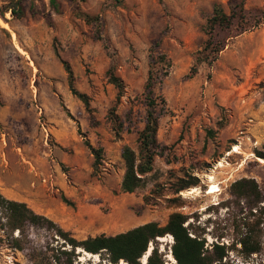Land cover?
<instances>
[{"label": "rangeland", "instance_id": "374dc122", "mask_svg": "<svg viewBox=\"0 0 264 264\" xmlns=\"http://www.w3.org/2000/svg\"><path fill=\"white\" fill-rule=\"evenodd\" d=\"M68 1L62 12L67 9L71 27L62 29L63 42L56 41L59 58L39 52L46 43L32 36L26 46L30 56L17 44L22 54L13 52L10 34L16 35L9 21L17 17L6 14L20 7L17 0H0V18L9 26L0 25V193L11 200L12 192L79 241L149 222L163 226L171 214L182 213L189 217L185 226L206 240L205 248L232 247L215 264H264V202L256 206L231 193L241 179H254L264 191V0ZM216 5L227 15L232 5H241L246 31L237 35V26L216 31L219 39L233 37L212 66L204 63L191 74ZM33 6L34 17L52 24L58 18L52 5ZM84 15L101 16L100 33ZM62 61L71 67L76 91L88 96L90 112L72 94ZM111 68L125 85L119 103L118 89L109 82ZM151 68L168 71L154 86L164 156L156 157L144 186L129 194L122 190V150H138ZM116 117L123 123L118 137L112 130ZM87 142L103 151L97 169ZM194 179L198 186L177 192ZM214 185L219 191L211 195ZM195 188L197 193L186 195ZM5 224L3 219L0 264H36L57 254L61 243L30 225L19 236L23 249L14 248L18 233L10 236ZM248 235L261 244L256 254L242 252L239 240ZM158 243L167 264H177L172 237ZM76 254L74 264H110L98 255Z\"/></svg>", "mask_w": 264, "mask_h": 264}, {"label": "trees", "instance_id": "16d2710c", "mask_svg": "<svg viewBox=\"0 0 264 264\" xmlns=\"http://www.w3.org/2000/svg\"><path fill=\"white\" fill-rule=\"evenodd\" d=\"M50 3L54 10L58 12L59 6L56 0H50ZM21 4V1H18L20 7L18 13L11 9L12 15L18 19L25 16L24 7ZM83 17L87 24H93L98 29V33L101 32L100 15L93 17L84 15ZM247 24L246 11L241 5H232V11L229 15L225 13L221 5H216L204 28L208 40L196 54L195 66L192 68L191 74L197 73L199 66L204 63L212 66L226 48L227 40L233 37L229 36L219 39L217 34L215 35L216 31H231L234 26H237L239 29L237 35H239L246 31ZM57 56L60 58L58 53ZM164 58L165 56H161V59ZM62 64L68 73L72 94L79 98L85 104L88 112H90L88 96L79 93L74 88V75L69 63L62 61ZM167 76L168 71L162 74L154 68L149 71L145 84L147 118L143 130L139 132L138 150L135 151L128 146L122 150V159L125 166V174L122 181L124 193L132 194L143 187L145 177L153 171L156 157L164 156L165 149L161 147L157 139L159 131V114H157L159 99L154 96V86ZM109 82L118 89L117 103H119L123 97L125 85L123 80L115 75L114 68L109 71ZM161 101L163 104L165 103L164 99H161ZM115 122L117 127L112 130L115 136L118 137L123 128V123L118 117H116ZM86 145L95 156L94 168L97 169L102 161L103 151L93 148L88 142ZM262 156L264 155H260V157ZM198 184V180L194 179L193 182L179 187L177 192L196 187ZM231 193L237 199L252 201L256 206L264 202V191L259 188L254 179H241L235 182L231 186ZM260 211H264V208H260ZM3 219L6 221L5 227L10 231V236H14L16 232L18 233V237L14 239V248L23 249L19 236L25 234V230L29 225L45 229L58 240V245L61 243L56 255L49 260L36 262V264H74L76 258L79 257L76 252L80 249L82 252L98 255L110 264H119L122 261L127 264H141L142 257L146 256L151 246H153V249L147 259V264H167L168 262L165 260L164 255L160 252L158 243V240L167 237H172L173 244L170 247V251L177 264L221 263L226 257L227 251L232 248L226 247L224 244H213L211 251L205 248L206 240L200 237L192 225L185 226L189 217L182 213L171 214L168 222L163 226L157 222H149L115 236L102 234L79 241L46 216L37 214L26 203L9 200L0 193V224ZM239 242L242 246V252L246 255L256 254L261 250V244L253 241V238L249 235L239 240ZM67 246L70 247L69 250ZM63 256L67 257L66 263L61 261Z\"/></svg>", "mask_w": 264, "mask_h": 264}, {"label": "crops", "instance_id": "0c3cea01", "mask_svg": "<svg viewBox=\"0 0 264 264\" xmlns=\"http://www.w3.org/2000/svg\"><path fill=\"white\" fill-rule=\"evenodd\" d=\"M17 1H21V5H23L24 7V14L25 16L21 19H10L9 21V26H10V31L12 33H14L16 35V39L13 38V34L11 35V42L10 44V49L13 52H16L18 54H22L18 48H16L17 44L20 48L23 49L24 52H26L27 56H30V50H28L26 48V46L28 45V39L29 36L34 37V41L37 42H43L46 43V47L43 50H38L39 52H47L48 56L51 55V52L53 55L57 56V53L59 54V56L61 55L59 50H57V48L55 47L56 41H62L63 39H61L62 37V29H70L71 24L67 23V17L65 16L67 14V9H65L62 12L63 6L64 5H70L68 0H56L57 5L59 6V11H55L54 8V12L57 15L58 18L54 19V23L52 24L51 21L47 18H37L34 17L30 11V7H33V5H43L45 7L51 5L50 0H17ZM24 5H30L29 7H27L25 9ZM38 8V7H37ZM67 8V7H66ZM12 15V12L7 13L6 15ZM13 16V15H12ZM3 17V16H1ZM8 23V22H6ZM52 24V25H51ZM2 32H6V29H2ZM47 45L50 47L48 48ZM39 47H41L39 45ZM5 52H7V48L4 49ZM2 52V49L0 48V53ZM61 57V56H60ZM12 192H8L9 197H11V200L14 201H18V202H22L19 201L17 198L12 196Z\"/></svg>", "mask_w": 264, "mask_h": 264}, {"label": "bare ground", "instance_id": "6f19581e", "mask_svg": "<svg viewBox=\"0 0 264 264\" xmlns=\"http://www.w3.org/2000/svg\"><path fill=\"white\" fill-rule=\"evenodd\" d=\"M0 25H1L3 28H9L8 24H7L6 22H4L1 18H0ZM238 151H239V148L236 146L234 152H238ZM260 161H261L262 163H264V159H260ZM220 166H222V164H220ZM218 191H219V189H217V187L214 185V186H212L211 190L209 191V194L213 195V194H215V193L218 192ZM197 192H198V189L195 188V189H192V191H189L186 195H193V194H195V193H197ZM160 240L164 241L165 238H161ZM152 249H153V247L151 246L149 252H148V253L146 254V256H145V259H144V263H145V264H147V259H148V257L150 256V254H151V252H152ZM80 251H82V250L80 249ZM85 254H86V255H91V254L86 253V252H85ZM173 261L175 262L174 257H173Z\"/></svg>", "mask_w": 264, "mask_h": 264}, {"label": "built area", "instance_id": "2783aa9c", "mask_svg": "<svg viewBox=\"0 0 264 264\" xmlns=\"http://www.w3.org/2000/svg\"><path fill=\"white\" fill-rule=\"evenodd\" d=\"M143 264H145L144 261H143Z\"/></svg>", "mask_w": 264, "mask_h": 264}, {"label": "water", "instance_id": "95a60500", "mask_svg": "<svg viewBox=\"0 0 264 264\" xmlns=\"http://www.w3.org/2000/svg\"><path fill=\"white\" fill-rule=\"evenodd\" d=\"M153 247V246H152Z\"/></svg>", "mask_w": 264, "mask_h": 264}]
</instances>
